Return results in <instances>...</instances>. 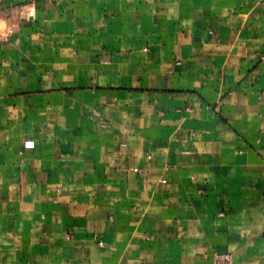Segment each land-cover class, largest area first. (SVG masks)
I'll return each mask as SVG.
<instances>
[{"label":"crops","instance_id":"crops-1","mask_svg":"<svg viewBox=\"0 0 264 264\" xmlns=\"http://www.w3.org/2000/svg\"><path fill=\"white\" fill-rule=\"evenodd\" d=\"M215 252L264 264V0H0V264Z\"/></svg>","mask_w":264,"mask_h":264},{"label":"built area","instance_id":"built-area-1","mask_svg":"<svg viewBox=\"0 0 264 264\" xmlns=\"http://www.w3.org/2000/svg\"><path fill=\"white\" fill-rule=\"evenodd\" d=\"M10 32L12 33L13 30H10ZM214 259L216 264H234L233 255L231 253L215 252Z\"/></svg>","mask_w":264,"mask_h":264}]
</instances>
